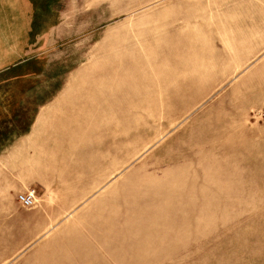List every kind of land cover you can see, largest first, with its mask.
Instances as JSON below:
<instances>
[{"label":"rangeland","instance_id":"obj_1","mask_svg":"<svg viewBox=\"0 0 264 264\" xmlns=\"http://www.w3.org/2000/svg\"><path fill=\"white\" fill-rule=\"evenodd\" d=\"M49 8L66 95L2 135L0 264H264V0Z\"/></svg>","mask_w":264,"mask_h":264},{"label":"crops","instance_id":"obj_2","mask_svg":"<svg viewBox=\"0 0 264 264\" xmlns=\"http://www.w3.org/2000/svg\"><path fill=\"white\" fill-rule=\"evenodd\" d=\"M49 5L50 0H0V143L10 133L7 154L20 142V128L35 126L40 111L66 95L63 87L40 86L50 72ZM2 174L0 162V181Z\"/></svg>","mask_w":264,"mask_h":264},{"label":"built area","instance_id":"obj_3","mask_svg":"<svg viewBox=\"0 0 264 264\" xmlns=\"http://www.w3.org/2000/svg\"><path fill=\"white\" fill-rule=\"evenodd\" d=\"M19 202L26 208H31L36 203V190H30L29 192L20 195Z\"/></svg>","mask_w":264,"mask_h":264}]
</instances>
